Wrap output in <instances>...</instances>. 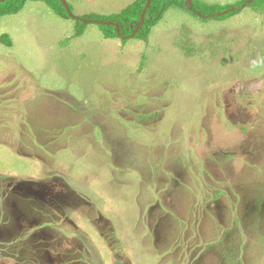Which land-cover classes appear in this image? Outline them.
<instances>
[{
  "label": "rangeland",
  "instance_id": "obj_1",
  "mask_svg": "<svg viewBox=\"0 0 264 264\" xmlns=\"http://www.w3.org/2000/svg\"><path fill=\"white\" fill-rule=\"evenodd\" d=\"M239 11L171 8L149 42L0 20V264H264V10Z\"/></svg>",
  "mask_w": 264,
  "mask_h": 264
},
{
  "label": "trees",
  "instance_id": "obj_2",
  "mask_svg": "<svg viewBox=\"0 0 264 264\" xmlns=\"http://www.w3.org/2000/svg\"><path fill=\"white\" fill-rule=\"evenodd\" d=\"M29 1L42 2L49 6L50 9L60 18L67 20L72 19L60 0H5L0 3V20L5 16L18 14ZM247 1L248 0H241L234 5L221 6L208 4L201 0H152L146 12L143 28L137 31L138 25L141 22L142 13L148 0H136L120 13L112 15L90 14L82 17L83 19L88 20V23H82L80 20H75L76 29L73 38L83 36L87 25L97 24L102 29L106 39L119 38L122 39L123 42H127L129 40L128 37L132 36L137 31L134 38L149 42L152 29L164 18L167 11L171 8L185 10L193 16L205 21L213 19L211 17L213 14H220L232 8H239L245 5ZM248 6L259 7L264 10V0H256ZM239 12V10L234 11L214 19H225ZM200 15H202V17H200ZM97 21L101 22V24L95 23ZM106 23H114V25ZM119 34H121V38L119 37ZM0 41L7 47L13 46L12 39L8 34H2L0 36Z\"/></svg>",
  "mask_w": 264,
  "mask_h": 264
},
{
  "label": "crops",
  "instance_id": "obj_3",
  "mask_svg": "<svg viewBox=\"0 0 264 264\" xmlns=\"http://www.w3.org/2000/svg\"><path fill=\"white\" fill-rule=\"evenodd\" d=\"M66 1L69 5H71V7L75 9L74 11L77 15H81L80 17H83L90 14L111 15V14L120 13L130 4L134 3L136 0H66ZM124 1H133V2L128 4L120 12H112L113 9H117L121 7L124 4ZM201 1L208 4H221L218 3L220 2L219 0H215V1L201 0ZM238 2L239 1H236V3Z\"/></svg>",
  "mask_w": 264,
  "mask_h": 264
},
{
  "label": "water",
  "instance_id": "obj_4",
  "mask_svg": "<svg viewBox=\"0 0 264 264\" xmlns=\"http://www.w3.org/2000/svg\"><path fill=\"white\" fill-rule=\"evenodd\" d=\"M4 1H5V0H1L0 3L4 2ZM60 1H61V3L64 5V7H65L66 10L68 11V13H69V15H70V17H71L72 19H74V20H80L82 23H88V20L83 19V18H77V17H75V16L72 14V12H71V10H70V7H69V5H68V3H67L66 0H60ZM151 1H152V0H148V2H147V5H146V7H145V9H144V11H143V13H142L141 22H140V24L138 25V30H137V31H139V30H141V29L143 28V25H144V22H145L146 12H147V10H148L150 4H151ZM254 1H256V0H248V1L246 2L245 5H243V6L239 7V8H232V9L227 10V11H225V12H223V13H220V14H213V15H211V17H212V18L220 17V16L226 15V14H228V13H230V12H234V11L241 10V9H243V8L246 7V6H248L249 4H251V3L254 2ZM200 17H202V15H200ZM95 23L101 24V22H98V21L95 22ZM106 24L114 25V23H106ZM137 31H136L132 36L128 37V39H132V38H134V36L136 35ZM119 37H120V38L122 37L121 34H119Z\"/></svg>",
  "mask_w": 264,
  "mask_h": 264
}]
</instances>
